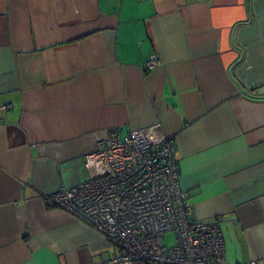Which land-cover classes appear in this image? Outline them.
<instances>
[{"label": "crops", "instance_id": "crops-1", "mask_svg": "<svg viewBox=\"0 0 264 264\" xmlns=\"http://www.w3.org/2000/svg\"><path fill=\"white\" fill-rule=\"evenodd\" d=\"M1 106L0 264L117 255L45 197L111 129L154 125L225 259L264 264V0H0Z\"/></svg>", "mask_w": 264, "mask_h": 264}, {"label": "built area", "instance_id": "built-area-1", "mask_svg": "<svg viewBox=\"0 0 264 264\" xmlns=\"http://www.w3.org/2000/svg\"><path fill=\"white\" fill-rule=\"evenodd\" d=\"M159 64L152 54L144 68ZM85 170V180L45 198L118 247L104 264H229L219 219L193 218L179 183L175 138L158 125L125 135L111 129L85 156ZM168 232L175 237L170 246Z\"/></svg>", "mask_w": 264, "mask_h": 264}, {"label": "rangeland", "instance_id": "rangeland-1", "mask_svg": "<svg viewBox=\"0 0 264 264\" xmlns=\"http://www.w3.org/2000/svg\"><path fill=\"white\" fill-rule=\"evenodd\" d=\"M174 233L173 232H168L165 234V241H166V245L170 246L174 243Z\"/></svg>", "mask_w": 264, "mask_h": 264}, {"label": "trees", "instance_id": "trees-1", "mask_svg": "<svg viewBox=\"0 0 264 264\" xmlns=\"http://www.w3.org/2000/svg\"><path fill=\"white\" fill-rule=\"evenodd\" d=\"M152 55V54H151Z\"/></svg>", "mask_w": 264, "mask_h": 264}]
</instances>
